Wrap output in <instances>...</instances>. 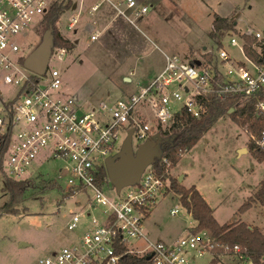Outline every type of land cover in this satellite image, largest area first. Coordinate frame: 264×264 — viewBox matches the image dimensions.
<instances>
[{"label":"built area","instance_id":"2783aa9c","mask_svg":"<svg viewBox=\"0 0 264 264\" xmlns=\"http://www.w3.org/2000/svg\"><path fill=\"white\" fill-rule=\"evenodd\" d=\"M55 1L0 0V146H6L3 172L16 180L31 179V169L61 159L65 165L58 169L54 183L65 175L64 193L87 196L82 211L74 213L67 224L75 231L81 218L88 217L82 233L39 263L121 264L125 255L132 254L146 257L151 264H200L199 258L211 254L212 245L206 231L191 230L196 224L172 241L152 240L145 228L152 207L168 192V159L163 154L160 158L167 166L164 174H158L151 163L136 183L119 191L109 179L106 162L119 152L123 132H131L138 145L144 143L155 133L161 134L160 129L169 127L184 109L200 118L207 111L203 99L207 95L237 97L240 107L250 103L255 116L264 122V29L250 25L239 29L236 24L235 30L221 38V46L214 42L216 47L206 48L201 56L185 59L163 52V68L137 92L84 109L77 95L60 93V69L50 67L53 57L64 60L69 52L66 47L54 45L43 74L23 65L27 53L19 33L37 26ZM112 5L130 23L132 16H144L149 10L147 5L138 9L136 0H126L130 13L119 3ZM77 20L74 16L69 22L70 30ZM97 37V32L91 35L92 40ZM247 38L253 39L251 47L259 60L247 53ZM231 109L232 113L235 108ZM246 131L264 149V130L260 139ZM170 212L176 215L180 211L175 207Z\"/></svg>","mask_w":264,"mask_h":264},{"label":"rangeland","instance_id":"374dc122","mask_svg":"<svg viewBox=\"0 0 264 264\" xmlns=\"http://www.w3.org/2000/svg\"><path fill=\"white\" fill-rule=\"evenodd\" d=\"M97 2H100L99 8L92 11L91 6ZM112 2L116 0H71L56 22L61 35L74 42L75 47L68 50L63 61L53 57L50 67L60 69V93L77 95L84 109L107 99L108 92L111 93L108 99L137 92L135 82L125 81V78L143 80L155 73L164 62L163 52L176 53L187 59L203 55L204 46L216 47L210 36L214 13L236 19L239 29L248 25L264 29V0H138V9L144 4L150 8L146 16H132V23L123 16L115 17L117 10ZM73 3L78 4L76 9L71 8ZM76 14L77 23L70 30L69 22ZM47 28L43 18L37 26L24 28L19 33V42L27 55L40 42ZM97 29L101 34L92 40L91 35ZM127 135L122 133L120 150ZM178 136L179 133H173L170 137ZM249 140L248 132L231 117H219L200 140L181 155L170 174L181 185L197 187L220 223L240 219L249 225H257L264 232L263 206L251 208L240 217L236 214L264 177V163L253 157ZM132 144L134 149L140 145L133 139ZM159 151L161 156L163 151ZM63 165V160L53 159L31 169L34 175L31 179L36 184L45 183L27 190L22 200L8 206L16 213H7L3 209L9 196L2 189L5 173L1 166L0 264H40V259L82 233L88 217L81 218L78 230H69L67 224L74 213L82 211L87 196H67L68 193L63 192L65 175L56 185L48 186L58 178V169ZM178 198L174 192L166 191L152 207L144 222L152 240L172 241L186 235L196 224ZM175 207L180 212L172 215L170 211ZM211 259L212 255L205 253L199 263L213 264ZM249 262L235 251L214 264Z\"/></svg>","mask_w":264,"mask_h":264},{"label":"trees","instance_id":"16d2710c","mask_svg":"<svg viewBox=\"0 0 264 264\" xmlns=\"http://www.w3.org/2000/svg\"><path fill=\"white\" fill-rule=\"evenodd\" d=\"M65 0L53 2L50 11L44 17L48 28H52L55 46H63L68 50L75 47V43L64 38L56 28V22L61 14L69 7V2ZM236 19L221 16L217 13L213 15V29L210 32L214 42L221 46V38L229 31L235 30ZM249 44L246 45L247 53L255 60H259L257 52L252 49V38H247ZM209 57V56H208ZM204 102L207 111L200 118L193 117L186 109L177 114L172 124L166 129H160L164 137H170L173 133H179V136L173 142L163 144V156L170 162L167 170H170L181 158V155L190 150L207 132L214 122L222 116L228 114L231 108L235 110L229 114L240 127L253 132L257 138H262L261 132L264 130V122L260 121L254 114L252 104L248 103L240 107L237 103L238 98L232 96L207 95L204 96ZM238 104V105H237ZM249 150L253 157L260 163H264V149L256 143L255 140H249ZM6 146H0V169L2 166V156ZM153 165L158 174H164L166 164L159 157H155ZM169 179L168 191L178 195L181 205L192 215L196 225L191 228L192 231H206L211 239V262L217 263L224 255L235 254V246L240 249V258L249 259L252 264H264V232L257 225H249L240 219L235 221L220 223L214 216V209L206 201L204 196L195 186L186 187L181 185L178 180L170 173H166ZM45 181L35 183L33 179L16 180L5 174L2 189L8 194L9 199L3 209L7 213H16L15 209H8L11 204L18 203L23 199L25 192L29 189L43 185ZM56 185L49 182L48 186ZM46 186V185H45ZM68 193L67 196H71ZM264 207V177L260 180L253 193L243 202L236 211L237 216H241L246 211L256 206ZM15 210V211H14ZM121 264H151L146 257L136 255H125Z\"/></svg>","mask_w":264,"mask_h":264},{"label":"water","instance_id":"95a60500","mask_svg":"<svg viewBox=\"0 0 264 264\" xmlns=\"http://www.w3.org/2000/svg\"><path fill=\"white\" fill-rule=\"evenodd\" d=\"M236 17L238 18L239 14ZM236 24L237 21L235 22ZM54 45V36L50 27L44 32L40 42L25 57L23 65L37 74L45 73ZM196 63H199V61H196ZM130 80L129 77L125 78V81ZM232 110H230V113ZM168 141L173 142L174 137H164L157 132L134 149L132 134L129 132L122 144L121 150L116 155L108 158L106 162L109 179L117 191L125 186L136 183L143 170L153 163L155 157L161 158L162 155L159 156V150L163 151V144ZM181 179L182 177L179 180L181 181ZM22 244L25 243L22 242Z\"/></svg>","mask_w":264,"mask_h":264},{"label":"crops","instance_id":"0c3cea01","mask_svg":"<svg viewBox=\"0 0 264 264\" xmlns=\"http://www.w3.org/2000/svg\"><path fill=\"white\" fill-rule=\"evenodd\" d=\"M136 1H138V0H136ZM115 3H119V5H120V7L121 8H123V9H125L128 13H130L131 12V9H129L127 6H126V0H116V2ZM138 3V2H137ZM145 5V4H144ZM143 5V6H144ZM94 6H98V8H99V6H100V2H97V3H95V4H93L92 6H91V10L92 11H95V10H97V9H93V7ZM78 7V4L77 3H73V5H72V9H76ZM150 8V7H149ZM149 11V10H148ZM148 11H147V13H148ZM146 13V14H147ZM146 14L144 15V16H146ZM118 12L115 14V17H118ZM77 18H78V14H76L75 15ZM119 16H121V15H119ZM102 17V16H101ZM119 18V17H118ZM125 18V17H124ZM126 19V18H125ZM127 20V19H126ZM128 21V20H127ZM129 23H130V21H128ZM98 33V36L101 34V31L99 30V29H97L96 31H94L93 33ZM92 33V34H93ZM100 33V34H99ZM97 39V38H96ZM95 40V39H94ZM149 41H150V39H149ZM151 42V41H150ZM153 43V42H152ZM151 43V44H152ZM207 48V46H204L203 47V49L205 50ZM212 48V47H211ZM164 62H165V60H164ZM164 62H163V64L158 68V70L157 71H155V73H153V74H150V75H147L146 77V79L144 80H141V79H135V80H133L132 78H130L131 80H130V82H135V84L137 85V88L140 86V85H142V84H144L145 82L147 83V82H149L162 68H163V66H164ZM108 94V98H109V95H111V93L110 92H108L107 93ZM107 98V99H108ZM101 100H106V99H101ZM101 100H99V101H101ZM98 101V102H99ZM97 102V103H98ZM96 104V102L95 103H93L91 106H93V105H95ZM245 150H247L246 148H245Z\"/></svg>","mask_w":264,"mask_h":264}]
</instances>
